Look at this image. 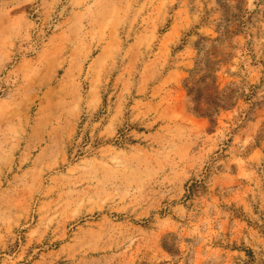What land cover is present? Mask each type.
I'll return each mask as SVG.
<instances>
[{
	"label": "rangeland",
	"instance_id": "1",
	"mask_svg": "<svg viewBox=\"0 0 264 264\" xmlns=\"http://www.w3.org/2000/svg\"><path fill=\"white\" fill-rule=\"evenodd\" d=\"M0 264H264V0H0Z\"/></svg>",
	"mask_w": 264,
	"mask_h": 264
}]
</instances>
